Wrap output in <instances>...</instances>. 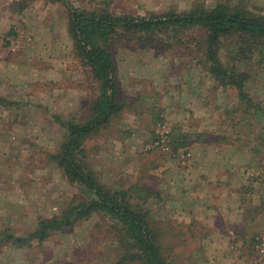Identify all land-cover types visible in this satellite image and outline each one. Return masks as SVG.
Masks as SVG:
<instances>
[{
    "label": "rangeland",
    "instance_id": "1",
    "mask_svg": "<svg viewBox=\"0 0 264 264\" xmlns=\"http://www.w3.org/2000/svg\"><path fill=\"white\" fill-rule=\"evenodd\" d=\"M64 1L139 16L212 2ZM244 1L264 12V0ZM67 26L62 0H0V232L27 236L72 200L95 197L81 182L71 183L52 157L67 134L61 122L87 115L98 94ZM118 37L112 48L125 106L84 141L79 161L110 191L152 190L129 192L130 202L147 209L169 264H264V58L238 64L261 110L242 113L233 111L240 108L237 93L218 86L184 46L172 47L167 37L151 46ZM154 106L163 122L153 120ZM174 125L191 135L188 152L170 147ZM233 190L242 196L237 210L218 202ZM111 224L93 211L50 230L41 244L16 248L2 241L0 264H115L122 250Z\"/></svg>",
    "mask_w": 264,
    "mask_h": 264
},
{
    "label": "trees",
    "instance_id": "2",
    "mask_svg": "<svg viewBox=\"0 0 264 264\" xmlns=\"http://www.w3.org/2000/svg\"><path fill=\"white\" fill-rule=\"evenodd\" d=\"M62 2L67 10V29L75 54L82 65L88 67L98 85V94L90 103L87 115L77 121L61 122L67 134L59 152L52 157L71 183L81 182L95 197L89 201L72 200L60 214L41 219L27 236L0 232V242L10 241L16 248L29 247L33 240L41 244L50 230L71 225L79 219L87 220L96 211L112 221L111 226L118 234L122 254L115 264H169L160 251L153 224L146 217L147 209L142 213L130 202L129 192H138L141 196L145 195L141 194L142 190L146 195H152V190L134 185L126 190L110 191L92 171L85 170L78 159L84 141L125 106V101L118 96L113 42L125 35L151 46L161 45L167 37L172 47L184 46L191 54L199 56L218 86L231 87L237 93L240 108L236 105L233 111L248 113L251 110L248 107L253 106L258 112L261 110L247 90L249 74L238 64L255 55L264 58V12L251 8L244 0L199 2L188 9L152 12L148 16L116 12L104 6L81 8ZM152 95L153 102H157L158 93L152 92ZM141 98L145 101L148 97ZM152 110L153 120L163 122L162 109L154 106ZM249 114H253L252 110ZM261 129L264 134V125ZM169 136L172 150L184 148V152H188L191 135L174 125ZM254 149L260 151L257 147Z\"/></svg>",
    "mask_w": 264,
    "mask_h": 264
},
{
    "label": "crops",
    "instance_id": "3",
    "mask_svg": "<svg viewBox=\"0 0 264 264\" xmlns=\"http://www.w3.org/2000/svg\"><path fill=\"white\" fill-rule=\"evenodd\" d=\"M193 148H194V146L192 145V149ZM226 175H228V174H226ZM219 176H220L219 177L220 180L221 179L225 180L224 179L225 173L219 174ZM228 177H230V176L228 175ZM241 197H242L241 194L239 192H237V190H233V191L229 192L228 196L221 195L218 199V202L224 207H228L230 209L237 210L241 206V204H240ZM226 201L228 203V206L226 204Z\"/></svg>",
    "mask_w": 264,
    "mask_h": 264
}]
</instances>
